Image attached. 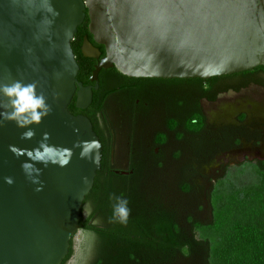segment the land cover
<instances>
[{"label": "water", "instance_id": "obj_1", "mask_svg": "<svg viewBox=\"0 0 264 264\" xmlns=\"http://www.w3.org/2000/svg\"><path fill=\"white\" fill-rule=\"evenodd\" d=\"M85 11L106 55L99 60L84 39L82 56L99 60L91 82L111 68L127 78L164 80L264 68V0H0V85L36 82L51 106L31 139L0 120V264H63L101 169L90 121L68 110L73 99L80 110L92 102V88L77 81L71 48ZM45 145L47 165L36 155ZM25 164L40 170L39 184Z\"/></svg>", "mask_w": 264, "mask_h": 264}, {"label": "flooded vegetation", "instance_id": "obj_2", "mask_svg": "<svg viewBox=\"0 0 264 264\" xmlns=\"http://www.w3.org/2000/svg\"><path fill=\"white\" fill-rule=\"evenodd\" d=\"M85 14L74 37L76 47L81 53L87 38L102 60L105 49L94 42ZM83 59L93 72L99 60ZM91 75L77 80L92 88L91 104L76 109L73 99L68 110L90 121L108 177H123L127 183L134 169L151 168L160 179L170 180L176 167L187 166L206 188V180L213 183L239 163L240 153L264 154V106L242 96L264 90V68L209 80L133 79L114 68L101 70L97 82L90 81ZM226 96L231 97L224 100ZM250 160L246 162H264ZM84 210L86 218L90 210L86 217ZM78 232H84L80 226Z\"/></svg>", "mask_w": 264, "mask_h": 264}, {"label": "trees", "instance_id": "obj_3", "mask_svg": "<svg viewBox=\"0 0 264 264\" xmlns=\"http://www.w3.org/2000/svg\"><path fill=\"white\" fill-rule=\"evenodd\" d=\"M76 45L74 38L71 48L80 81L88 79L93 68ZM246 165L247 183L218 179L206 188L196 171L176 167L177 181L169 189V180L160 179L151 168L134 169L125 183L123 177H108L101 162L79 221L91 237V264H264V162ZM153 174L154 179L145 182ZM113 194L129 201L126 225L111 222ZM187 203L188 210L183 207ZM85 208L90 214L83 218ZM208 211V223L196 220ZM72 243L63 264L72 254Z\"/></svg>", "mask_w": 264, "mask_h": 264}, {"label": "clouds", "instance_id": "obj_4", "mask_svg": "<svg viewBox=\"0 0 264 264\" xmlns=\"http://www.w3.org/2000/svg\"><path fill=\"white\" fill-rule=\"evenodd\" d=\"M0 96L6 100V104L0 105L3 110L0 111V120L14 122L18 128L26 129L22 132L23 139H31L35 134L33 125H39L42 119L46 118L51 112V106L48 103L46 95L38 90L36 82L25 83L23 80H13L11 83L0 85ZM47 139V134H45ZM15 151V149H11ZM47 146H42L37 152V162L47 165L50 161L46 159ZM83 155V153H82ZM24 169L33 183L39 184V169L34 165L25 164ZM35 173V176H33ZM8 184H12V178H6ZM42 187L37 191H42ZM112 203L111 222L126 225L130 216L129 201L123 196H110ZM91 208V205H89ZM100 222L98 219L95 221Z\"/></svg>", "mask_w": 264, "mask_h": 264}, {"label": "rangeland", "instance_id": "obj_5", "mask_svg": "<svg viewBox=\"0 0 264 264\" xmlns=\"http://www.w3.org/2000/svg\"><path fill=\"white\" fill-rule=\"evenodd\" d=\"M242 96H243V99H252L254 103L261 104L264 106V90L260 91L258 89H251L249 91L243 92ZM230 97L231 96H226V98L224 97L225 98L224 100ZM250 159L264 160V154L257 153L256 155H252L251 153L249 154V152L240 153L239 158H238L239 163L238 164L236 163L233 166L227 168L225 175L223 174L222 176H218V178L224 181L230 178L231 181L237 184L247 183L249 181V175L247 174L246 171L249 170V167L247 166H250V165H246V161H251ZM214 173H216L215 170H214ZM147 177L148 176L146 175V178ZM177 177H178V172L175 170L168 182L169 189H173L177 181L176 179ZM153 179H154V174L151 175V178L149 177L148 179H146L145 182H150ZM215 179L216 180L214 181V184H216V182L218 181L217 177ZM198 181L199 183L202 182L200 179H198ZM209 182L210 180H206V184H205L206 187L208 186ZM145 184L148 185L149 183H145ZM188 203L185 206H183L187 210L189 208ZM191 204L192 203L190 201V205ZM87 215H88V208H85L84 217H86ZM210 219H212V215L211 213H209V211L206 214V216L202 218L201 217L196 218V220L200 222L201 224L208 223ZM201 237H202L201 233H198L197 238L202 239ZM90 239L91 237H89L88 234L86 235L84 232H77L76 235L73 237L72 254L65 264H91L90 253L86 251L89 245L91 244Z\"/></svg>", "mask_w": 264, "mask_h": 264}]
</instances>
